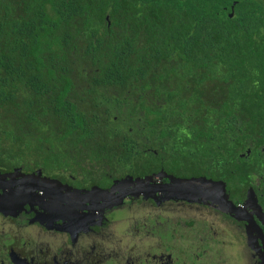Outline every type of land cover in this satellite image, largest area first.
Here are the masks:
<instances>
[{
    "label": "trees",
    "instance_id": "obj_1",
    "mask_svg": "<svg viewBox=\"0 0 264 264\" xmlns=\"http://www.w3.org/2000/svg\"><path fill=\"white\" fill-rule=\"evenodd\" d=\"M262 145L263 1L0 0V170L249 181Z\"/></svg>",
    "mask_w": 264,
    "mask_h": 264
},
{
    "label": "flooded vegetation",
    "instance_id": "obj_2",
    "mask_svg": "<svg viewBox=\"0 0 264 264\" xmlns=\"http://www.w3.org/2000/svg\"><path fill=\"white\" fill-rule=\"evenodd\" d=\"M251 149L239 157L249 161V181L233 179L232 174L229 182L198 177L223 185L224 192L216 191L230 203L189 194L193 199L186 201L135 203L132 196L102 208L105 198L84 202L55 182L77 190L97 186L106 191L114 183L103 188L71 175L61 179L38 170H0V181L6 184L0 194L27 192L21 202L0 200V264H264V146ZM25 177L35 178L32 183L37 179L51 183L57 199H42L41 191L22 187ZM149 178L150 183L170 181L160 174ZM38 197L44 201L39 203ZM68 200L78 203L65 206ZM173 212L179 215L174 220Z\"/></svg>",
    "mask_w": 264,
    "mask_h": 264
},
{
    "label": "water",
    "instance_id": "obj_3",
    "mask_svg": "<svg viewBox=\"0 0 264 264\" xmlns=\"http://www.w3.org/2000/svg\"><path fill=\"white\" fill-rule=\"evenodd\" d=\"M230 17H232V13L230 14ZM165 177L169 178L168 183H150L149 180L150 178L146 179H137L133 180L132 178L129 177L128 181H131V186L129 187H123L120 190H118L116 193L113 192L111 193L106 191V190H101L107 193V196L105 199L101 202L102 204L100 205L102 208L104 207H109L113 203H118L122 201L126 197H132L136 195H142V194H156L159 193L162 195L166 194L168 196H176L178 198H181L183 196H197L201 197L203 199H207L209 201H219L218 203H230L227 201L222 193L219 191H216L217 188V182L208 181L205 178H200V179H190V180H180L177 178H174L172 176H167ZM32 177H25L22 179V187H33L38 191H41L43 195L41 197L46 198V199H52L55 200L57 198H53L52 196V191L57 192L55 189H53V186L49 182H45V180H35L37 182L32 183L30 181H33L34 179H30ZM146 181V182H145ZM119 181L115 182L118 183ZM114 183V185H115ZM14 184V183H11ZM21 184V183H20ZM7 187H12L14 185L7 184ZM113 185V187H114ZM112 187V189H113ZM6 184L0 181V190H5ZM59 194L60 191L58 190ZM189 194V195H188ZM52 197V198H51ZM193 198V197H192ZM75 203H78L76 201L68 200V202L65 203V206L72 207L75 205ZM64 204V203H63Z\"/></svg>",
    "mask_w": 264,
    "mask_h": 264
},
{
    "label": "rangeland",
    "instance_id": "obj_4",
    "mask_svg": "<svg viewBox=\"0 0 264 264\" xmlns=\"http://www.w3.org/2000/svg\"><path fill=\"white\" fill-rule=\"evenodd\" d=\"M129 180V177H126V178H122L121 180H119L118 183H115L113 189H111V193L113 192H116L118 190H120L121 188L123 187H129L131 186V181H128ZM56 185L60 186L62 189H64L65 191H67L70 196H73V197H76L78 200H81V201H84V202H98V201H101L103 200L106 196H107V193L104 192V191H101L98 189L97 186H93L89 189H83V190H77V189H74L68 185H61L58 181L55 182ZM216 184V183H215ZM217 190H221L222 192L225 191V187L223 185H219L217 184ZM59 187V188H60ZM219 190V191H220ZM108 191V192H110ZM27 192H23L21 191V189H16V190H13L11 192H5L4 194H0V200L2 201H5V200H10L12 203H14V201L16 200H19L21 202V200H26L25 198V195ZM42 199H46V198H43L41 197ZM40 197L37 198L38 202L42 203L44 200H41ZM193 199L192 197H188V196H183L181 198H178L176 196H168L166 194L164 195H152V194H145V195H140V196H134L133 200H135V203H139V201L143 200L145 202H148L150 200H152V203L153 201L155 200H160L161 203H164V202H176V201H179V200H191ZM32 200V199H29L28 200V203L29 201ZM25 204H28L26 202H24ZM47 203H53L52 201L48 200ZM106 217H108L109 215V212H106L104 214ZM179 215L174 213L172 214V219H176ZM189 217V216H187ZM134 221V220H133ZM182 230V229H181Z\"/></svg>",
    "mask_w": 264,
    "mask_h": 264
}]
</instances>
